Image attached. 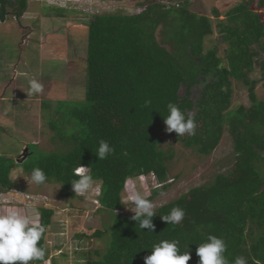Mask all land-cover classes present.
Wrapping results in <instances>:
<instances>
[{"label": "trees", "instance_id": "1", "mask_svg": "<svg viewBox=\"0 0 264 264\" xmlns=\"http://www.w3.org/2000/svg\"><path fill=\"white\" fill-rule=\"evenodd\" d=\"M191 1L150 2L133 15H94L88 24L85 98L57 101L49 116L54 138L66 148L34 153L28 147L24 161L0 156V193L17 190L11 176L18 168L29 175L41 168L46 183L60 185L62 198H79L71 182L79 179L73 170L81 164L99 183L97 199L101 210L112 216V225L77 238H106V249L95 251L96 258L89 252L75 264H144L152 246L164 239L179 240L180 251L191 252L188 264H198L196 249L209 235L225 241L230 262L244 256L248 264L253 260L264 264V100L256 94L257 81L250 78L256 65L264 77V20L259 12L264 0H243L223 20L213 9L220 42L227 45L224 57L217 44L206 49L213 23L192 12ZM28 6L29 0H0V21L6 22L9 13L21 19ZM65 14L58 9L59 17ZM233 81L248 88L250 107L232 109ZM148 100L151 104L146 107ZM169 102L192 114L197 123L194 136L166 131ZM46 103L43 111L51 109ZM226 128L234 152L229 172L154 210L155 232L140 229L132 214L123 213L120 200L126 180L154 177L157 187L148 197L152 202L171 190L170 166L176 154L173 148H162L166 141L210 157ZM100 140L115 149L104 160L95 155ZM176 206L186 215L179 225H169L161 216ZM39 212L40 223L47 228L41 241L45 259L57 264L47 242L55 211Z\"/></svg>", "mask_w": 264, "mask_h": 264}, {"label": "rangeland", "instance_id": "2", "mask_svg": "<svg viewBox=\"0 0 264 264\" xmlns=\"http://www.w3.org/2000/svg\"><path fill=\"white\" fill-rule=\"evenodd\" d=\"M177 1L29 0L21 19L9 13L6 22L0 21V156L24 161L28 147L34 153L64 151L66 147L54 138V131L49 127V116H52L57 101L74 103L85 98L88 24L94 15H133L140 13L150 2L173 5ZM242 1H191L190 10L208 16L213 23L214 34L207 38L206 49L217 44L219 55L224 57L227 45L220 42L217 20L212 12L217 9L220 20H223L225 14ZM58 9L66 10L64 17L58 16ZM259 12L264 20V8ZM158 38L161 40L159 33ZM250 78L257 81L256 94L264 100V77L259 65ZM32 79L43 85V91L28 96ZM233 89L232 109L250 107L248 88L233 81ZM198 94L196 88L194 97ZM43 102L51 104V109L43 111ZM162 148L175 151L176 158L170 166V179L174 182L171 190L153 201L154 210L194 187L210 184L218 174L229 172L234 164L233 142L227 128L218 149L210 157L200 156L196 151L170 141H166ZM11 177L17 190L0 193V213L7 208H16L38 216L40 220V208L54 210L47 242L52 249L51 256L58 258L57 264H75L83 261L89 252L95 258V251L105 252L106 238H77L78 234L104 231L112 225V216L101 210L97 199L99 183L94 182L90 193L78 194L79 198L71 199L61 197V187L57 183L38 185L31 182V175L25 174L21 168L13 171ZM128 183L146 192L147 198L157 187L152 176L132 179ZM126 195L124 192L123 197ZM123 213L134 215L126 206Z\"/></svg>", "mask_w": 264, "mask_h": 264}, {"label": "clouds", "instance_id": "3", "mask_svg": "<svg viewBox=\"0 0 264 264\" xmlns=\"http://www.w3.org/2000/svg\"><path fill=\"white\" fill-rule=\"evenodd\" d=\"M42 91L43 85L40 82L35 79L29 81L28 96L38 95ZM150 104V100L145 101L146 107ZM167 110L168 115L164 117V123L168 133L174 131L180 137L196 134L197 123L192 114L186 113L173 102L167 104ZM114 152L115 149L107 141L100 140L95 155L99 160H104ZM73 175L79 177L71 182L74 192L80 195L90 193L94 180L88 174L87 167L81 164L73 170ZM30 179L31 182L41 185L46 183L47 176L41 168H34ZM124 191L127 195L122 197L120 202L134 213L131 219L139 224L140 229L155 232V204L147 198L148 194L138 190L135 184L129 185L127 180L124 183ZM185 215V210L176 206L169 214L162 215L161 219L169 225H179ZM46 231V226L40 223L38 216L24 210L7 208L0 213V264H31L36 261L48 264L45 259L46 249L41 244ZM179 245V240H160L152 246L151 255L144 258V264H188L192 259L191 252H181ZM226 251L227 245L222 238L209 235L196 249V255L200 258L198 264H248V258L244 256H237L230 262L225 256ZM253 264L259 262L253 260Z\"/></svg>", "mask_w": 264, "mask_h": 264}, {"label": "crops", "instance_id": "4", "mask_svg": "<svg viewBox=\"0 0 264 264\" xmlns=\"http://www.w3.org/2000/svg\"><path fill=\"white\" fill-rule=\"evenodd\" d=\"M1 101H3V102H4L5 100H4V99H2ZM3 199H4V197L2 198V200H3Z\"/></svg>", "mask_w": 264, "mask_h": 264}, {"label": "water", "instance_id": "5", "mask_svg": "<svg viewBox=\"0 0 264 264\" xmlns=\"http://www.w3.org/2000/svg\"><path fill=\"white\" fill-rule=\"evenodd\" d=\"M26 151H28V149H26Z\"/></svg>", "mask_w": 264, "mask_h": 264}]
</instances>
